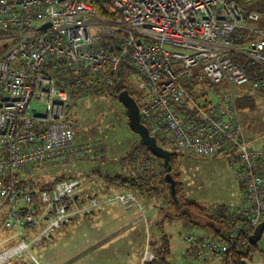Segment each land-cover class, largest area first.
Instances as JSON below:
<instances>
[{
  "label": "built area",
  "instance_id": "obj_1",
  "mask_svg": "<svg viewBox=\"0 0 264 264\" xmlns=\"http://www.w3.org/2000/svg\"><path fill=\"white\" fill-rule=\"evenodd\" d=\"M110 1L119 14L114 20L100 18L87 0H0V203L8 206L0 232L14 230L0 245L20 238L0 250V264L29 253L30 244L39 245L73 216L92 215L102 205L143 210L137 190H107L99 198L84 194L77 178L38 189L26 178L33 164L97 153L92 142L74 143L66 119L70 95L45 72L49 60L105 74L111 82L128 56L140 120L150 134L184 155L230 151L238 159L245 200L231 213L227 236L249 237L264 219V147L247 145L232 86L248 77L231 58L241 55L264 67V13L245 9L254 0ZM238 30L246 34L233 35ZM185 238L197 259L231 257L219 238ZM240 262L253 264L247 257Z\"/></svg>",
  "mask_w": 264,
  "mask_h": 264
},
{
  "label": "rangeland",
  "instance_id": "obj_2",
  "mask_svg": "<svg viewBox=\"0 0 264 264\" xmlns=\"http://www.w3.org/2000/svg\"><path fill=\"white\" fill-rule=\"evenodd\" d=\"M250 24L259 27L260 22L251 21ZM250 34L252 38L256 37V34ZM208 89L217 91V86L209 84ZM232 93L235 98L243 94L249 96L250 103L237 104L239 121L247 145L253 149L263 148L264 94L249 83L233 85ZM209 97L215 100L214 95ZM37 108L40 109L41 105L37 104ZM66 119L71 123L74 143L99 142V147L104 149L101 159L33 164L26 178L34 181L38 189L44 182L51 183L59 174L77 175L76 178L85 184L84 194H96L102 198L104 191H110L105 186L110 179L104 177L128 176L131 170L128 156L137 147L138 136L127 124L125 107L119 100L110 99L105 88H101L80 96L77 101L71 100L66 109ZM162 144L170 148L168 143ZM178 155L180 174L176 179L179 197L204 207L208 214L224 208V213L231 217V212L242 204L244 189L240 182L238 159L232 157L235 155L230 151L213 157ZM163 189V192L154 195L144 193L143 210L133 207L126 211L122 205L111 202L102 205L92 215L73 216L68 223L53 231L50 239L41 240L39 245L30 244V254L24 252L22 257H12L6 264H147L155 257L153 247L161 245H168L167 264H223L226 259L229 260L197 259L193 256L185 240L186 235L192 234L194 238L219 237H215L212 227L198 222L206 219L178 214V206L169 201V189ZM3 208L0 205V219ZM12 233L14 230L3 229L0 239ZM35 233H26L24 239L29 241ZM19 240L15 237L4 242L0 250ZM255 247L256 250L246 257L253 264H263L264 231Z\"/></svg>",
  "mask_w": 264,
  "mask_h": 264
},
{
  "label": "trees",
  "instance_id": "obj_3",
  "mask_svg": "<svg viewBox=\"0 0 264 264\" xmlns=\"http://www.w3.org/2000/svg\"><path fill=\"white\" fill-rule=\"evenodd\" d=\"M91 2L94 6L96 14L102 18L107 20H114L119 17L118 12L112 7L110 0H87ZM245 8L259 11L264 13V0H254L249 4L245 5ZM245 35L246 33L243 31H236L233 35ZM245 38L238 40L239 42L244 41ZM231 58L235 61H239L248 77V82L255 90L264 94V67L258 64L255 61H252L249 58H246L241 55H232ZM130 58L127 56L125 60L122 61L119 72L113 76L111 82L106 81V75H96L91 74L84 69H70L64 67L61 63L53 62L49 60L45 64V72L49 75H53L57 78V85L59 87H63L68 90L71 100L77 101L78 98L82 95H88L92 91L97 89L105 88L106 93L110 99L118 100V93L124 89L128 90L129 94L134 98V100L139 102V94L134 90L132 79H133V70L132 64L129 60ZM256 84V85H254ZM246 94V93H245ZM248 95H239L236 100V105L242 102H249L250 99ZM69 102V104H70ZM69 106V105H68ZM125 118L127 119V113L125 109ZM128 124V119H127ZM129 126V125H128ZM136 134V133H135ZM137 135V134H136ZM138 136V135H137ZM159 145L165 147L162 144L160 139L156 138ZM95 141V140H94ZM97 147V153L93 156V158L87 159H101L103 155L102 148L99 147V142H94ZM136 149L131 150L129 153V162L131 164L128 176L123 175H114L113 177H104L108 178V183L105 182V186L108 187H117L119 190H132L136 189L140 196L145 197L144 193L148 195L158 194L164 191L163 188L168 185L164 179L165 170L162 166V159L156 157L149 148L139 142L136 141ZM166 148V147H165ZM168 149V148H167ZM170 150V149H169ZM171 158L170 164L171 169L170 173L174 177L176 181V193H178V214H191L199 217L203 220H207V222H201L198 220L200 224L208 225L214 229L215 237H219L221 241L225 242L230 247L231 260H225L223 264H245L241 263L240 259L243 257H248L251 255L252 251L256 250V244H251L248 237L238 236L235 239H231L227 236V232L230 229V216L224 213V208L217 209L213 211L211 214H208L204 207L199 206L197 203L193 201L187 200L179 197V186L176 176L180 173L179 171V161H178V152L171 150ZM85 159V158H82ZM79 160V159H75ZM74 160V161H75ZM73 162V161H72ZM69 163V162H65ZM64 164V163H60ZM46 165V164H44ZM77 175H65L59 174L57 175L51 183L46 184V182L42 183L40 188H47L52 186L55 182L61 179H72L76 178ZM28 180H31L28 178ZM169 201L170 196H169ZM3 206L2 217L0 219V224L8 210V206L6 203H0ZM206 212V214H205ZM232 213V212H231ZM230 214V213H229ZM218 225H215L217 224ZM220 225V226H219ZM1 240V239H0ZM152 243V242H151ZM150 244V242H149ZM152 245V244H150ZM155 251V257L153 260L149 261L147 264H167L166 256L168 254V245H161L157 248L153 247Z\"/></svg>",
  "mask_w": 264,
  "mask_h": 264
},
{
  "label": "water",
  "instance_id": "obj_4",
  "mask_svg": "<svg viewBox=\"0 0 264 264\" xmlns=\"http://www.w3.org/2000/svg\"><path fill=\"white\" fill-rule=\"evenodd\" d=\"M118 100L126 109L128 125L130 129L139 137V142L146 145L149 150L156 156L162 159V166L165 170L164 179L168 185L170 200L173 204L178 203L176 193V181L170 173L171 164L170 158L172 151L159 145L156 138L150 134L148 128L140 120V110L138 103L129 94L128 90L124 89L118 93ZM264 231V219L261 220L249 235L248 239L251 244H256Z\"/></svg>",
  "mask_w": 264,
  "mask_h": 264
},
{
  "label": "crops",
  "instance_id": "obj_5",
  "mask_svg": "<svg viewBox=\"0 0 264 264\" xmlns=\"http://www.w3.org/2000/svg\"><path fill=\"white\" fill-rule=\"evenodd\" d=\"M110 188V191H113V192H116L118 189L117 188H112V187H109ZM242 194H243V196H242V200L241 201H244L245 200V197H244V190L242 189ZM118 204H120V203H118ZM120 206H121V204H120ZM123 207V206H122ZM10 235H12V234H9V235H6L5 237H3V238H6V237H8V236H10ZM2 238V239H3Z\"/></svg>",
  "mask_w": 264,
  "mask_h": 264
}]
</instances>
